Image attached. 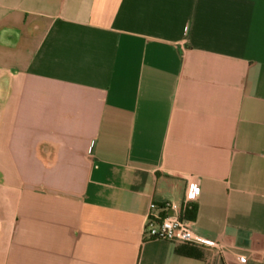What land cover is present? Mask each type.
Instances as JSON below:
<instances>
[{"label": "crops", "instance_id": "1", "mask_svg": "<svg viewBox=\"0 0 264 264\" xmlns=\"http://www.w3.org/2000/svg\"><path fill=\"white\" fill-rule=\"evenodd\" d=\"M0 264H264V0H0Z\"/></svg>", "mask_w": 264, "mask_h": 264}, {"label": "built area", "instance_id": "2", "mask_svg": "<svg viewBox=\"0 0 264 264\" xmlns=\"http://www.w3.org/2000/svg\"><path fill=\"white\" fill-rule=\"evenodd\" d=\"M201 197L200 181L190 176L187 179V189L184 203L165 202L163 204L150 203L145 226V240H162L185 243L189 245L220 249V244L198 232H196L191 222L185 215L191 206ZM245 263L244 257L240 258Z\"/></svg>", "mask_w": 264, "mask_h": 264}, {"label": "trees", "instance_id": "3", "mask_svg": "<svg viewBox=\"0 0 264 264\" xmlns=\"http://www.w3.org/2000/svg\"><path fill=\"white\" fill-rule=\"evenodd\" d=\"M196 210H195V208H194V206H193V208L191 209V210H189V212H195Z\"/></svg>", "mask_w": 264, "mask_h": 264}]
</instances>
